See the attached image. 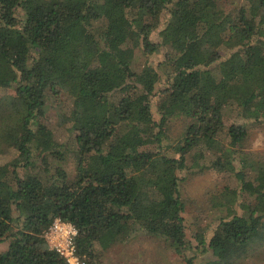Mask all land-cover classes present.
Here are the masks:
<instances>
[{"label": "trees", "instance_id": "16d2710c", "mask_svg": "<svg viewBox=\"0 0 264 264\" xmlns=\"http://www.w3.org/2000/svg\"><path fill=\"white\" fill-rule=\"evenodd\" d=\"M162 15L166 27L183 34L181 53L169 46L159 64L166 89L158 67L137 72L116 50L121 43L156 53L150 37ZM74 29L84 34L73 37ZM0 30V244L9 240L0 264H67L43 237L55 219L76 228L84 264H105L95 245L107 235L123 242L145 234L182 256L179 173L194 163L231 176L251 199L244 215L221 217L208 243L201 241L215 259L210 264H232L236 249L243 258L264 244V155L255 167L238 156L247 138L239 121L264 122V66L255 69L264 48V0H0ZM16 38L23 45L9 44ZM64 51L67 59L59 61ZM47 90L75 103L70 126L62 139L53 137L41 166L27 164L35 171L20 178L1 159L29 157L36 133L47 132ZM176 119L189 123L164 147L159 136ZM138 126L157 133L121 132ZM65 152L76 162L73 178L46 167L47 156L64 160Z\"/></svg>", "mask_w": 264, "mask_h": 264}, {"label": "rangeland", "instance_id": "374dc122", "mask_svg": "<svg viewBox=\"0 0 264 264\" xmlns=\"http://www.w3.org/2000/svg\"><path fill=\"white\" fill-rule=\"evenodd\" d=\"M218 2L221 5L233 3L241 6L245 4V0H218ZM166 23L167 15H162L160 26L151 34V41L158 45L156 53L145 56L139 50H128L121 43L116 48L119 57L137 72L146 64L155 68L158 67L160 72L159 83L162 89H166L168 85L166 76L162 73L165 67H159V64L165 61L169 46L178 54L181 53L183 46L182 32L166 27ZM83 34V30L74 29L72 31V36L76 38ZM0 35H3L2 30H0ZM9 44L23 45L18 38L10 40ZM31 53L33 54L34 51L32 50ZM66 54H68L66 51L59 54L58 60L65 59ZM256 57L255 69H259L260 65L264 66V48L257 52ZM199 69L203 74L206 71V68L202 65ZM211 92L216 94L217 89ZM159 98L160 96L156 95L151 99V109L155 121L158 120L157 106ZM45 101V118L48 130L46 133H36L35 139L30 143V156L21 158L17 155H7L1 159L2 164L9 168H15L20 178L30 175L32 170L35 171L34 168L30 170L29 167H26L27 164L32 163L34 166H41V159L50 149L53 137L62 139V129L70 126V113L76 106L75 103L65 94L54 95L49 90L46 91ZM188 123L189 120L184 119H176L170 122L164 129V135L159 136L161 145L166 147L174 144ZM239 123L245 126L247 138L240 146L238 156H241L252 167H255L257 161L264 155V122L239 121ZM33 129L37 131V128L33 127ZM121 132L128 136L136 133L155 135L157 128L138 126L127 129L122 127ZM46 167L51 174L55 175L57 171H62L68 178H73L76 162L73 153L65 152L64 160L47 156ZM201 169L199 163H194L189 164L185 170L179 173V191L185 202L182 216L185 227L186 250L182 256L174 253L163 240L145 234H139L123 242H117L114 237L107 235L95 245L100 260L105 264H188L186 258H192V264H210L215 260L210 252H202L201 241L208 243L221 217L231 219L234 215H244L245 207L243 206L251 199L248 198L247 194L239 193L238 186L231 176H226L214 170ZM248 188H250V185H248ZM51 208V203L47 202L44 211L48 212ZM229 210L233 211L230 215H228ZM8 245L9 240L0 244V254L7 250ZM230 262L232 264H264V244L253 247L243 258L236 249Z\"/></svg>", "mask_w": 264, "mask_h": 264}, {"label": "built area", "instance_id": "2783aa9c", "mask_svg": "<svg viewBox=\"0 0 264 264\" xmlns=\"http://www.w3.org/2000/svg\"><path fill=\"white\" fill-rule=\"evenodd\" d=\"M76 236V228L60 219H55L43 235L49 249L59 254L67 264H84L76 255Z\"/></svg>", "mask_w": 264, "mask_h": 264}]
</instances>
